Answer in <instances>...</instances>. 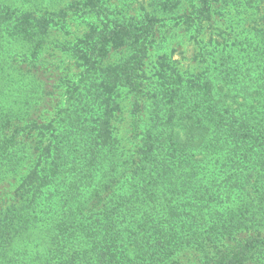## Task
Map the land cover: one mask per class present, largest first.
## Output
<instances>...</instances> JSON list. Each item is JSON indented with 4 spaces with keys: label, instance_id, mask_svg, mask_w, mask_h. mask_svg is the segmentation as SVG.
Listing matches in <instances>:
<instances>
[{
    "label": "trees",
    "instance_id": "16d2710c",
    "mask_svg": "<svg viewBox=\"0 0 264 264\" xmlns=\"http://www.w3.org/2000/svg\"><path fill=\"white\" fill-rule=\"evenodd\" d=\"M214 1L200 0L195 15L207 18ZM181 4L156 0L136 21L101 0L71 4L102 24L65 47L77 74L47 118L25 87L14 101L0 86V178L29 164L0 196V264H264V63L260 73L227 64L220 85L161 55L149 77L159 17ZM48 26L0 6V58L9 41L31 45L36 67ZM111 53L120 57L105 62ZM14 58L0 62V78ZM123 93L128 149L113 129Z\"/></svg>",
    "mask_w": 264,
    "mask_h": 264
},
{
    "label": "rangeland",
    "instance_id": "374dc122",
    "mask_svg": "<svg viewBox=\"0 0 264 264\" xmlns=\"http://www.w3.org/2000/svg\"><path fill=\"white\" fill-rule=\"evenodd\" d=\"M76 1L0 0V6L29 9L38 18L49 21L47 37L38 55L40 59L36 67L31 62V45L23 47L9 41L7 54L0 58L1 62L15 57L16 63L15 67L4 68L12 71H8V76L0 78V86L13 91L14 101L16 88L25 87V92L33 94V102L39 104L40 112L37 114L42 118H47L55 106L61 103L66 86L64 82L77 74L73 60L64 51L65 47L81 38L90 27L100 28L99 25L102 24L94 15H82L70 10V5ZM155 1L101 0V3L106 12L136 21L142 20L144 11H141V7L148 9ZM199 4L200 0H182L177 12L159 17L156 41L146 61L148 76H153L154 67L161 55H166L181 75L196 77L197 74L207 73L220 85L223 82L219 71L227 64L230 68L240 66L245 72L251 70L260 73V66L264 63V0H217L209 5L207 18L195 15ZM119 57L111 53L105 62L115 61ZM18 71L16 83L15 74ZM7 79L11 80L8 84ZM35 89L38 92H33ZM130 99L127 94H121L118 99L120 112L113 122L114 134L121 149H128L133 142L130 138L133 119L130 114ZM145 110L147 113L141 118L148 121V106ZM28 166V163L20 165L15 175L5 174L4 180L0 178V196L3 201L7 200L8 194L23 180ZM0 172H5V167ZM188 259L192 264H198L196 256H188ZM184 263L189 264L186 260Z\"/></svg>",
    "mask_w": 264,
    "mask_h": 264
}]
</instances>
